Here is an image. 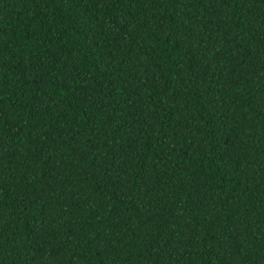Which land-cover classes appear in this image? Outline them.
<instances>
[{"label": "trees", "instance_id": "obj_1", "mask_svg": "<svg viewBox=\"0 0 264 264\" xmlns=\"http://www.w3.org/2000/svg\"><path fill=\"white\" fill-rule=\"evenodd\" d=\"M0 264H264V0H0Z\"/></svg>", "mask_w": 264, "mask_h": 264}]
</instances>
